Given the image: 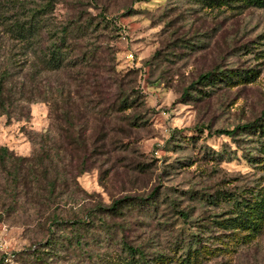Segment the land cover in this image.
Listing matches in <instances>:
<instances>
[{"label":"rangeland","instance_id":"1","mask_svg":"<svg viewBox=\"0 0 264 264\" xmlns=\"http://www.w3.org/2000/svg\"><path fill=\"white\" fill-rule=\"evenodd\" d=\"M50 4L49 20L55 27L70 21L89 26L85 33L69 30L67 41L73 47L68 58L84 53L90 60L89 66L69 63L55 73L44 70L41 82L61 87L70 81L73 92L91 89L79 79L82 68L101 83L104 106L126 93L134 99L133 108H109L112 113L98 120L91 108L98 94L75 96L77 104L89 100L86 136L94 155L76 181L65 176L64 187L59 180L53 199L69 217L73 211L81 215L157 189L153 203L158 210L152 208L150 215L96 212V221L99 216L107 221V227L96 223L105 230L96 229L81 249L60 251L44 263L34 260L28 249L54 234L70 236V229L59 227L53 234L41 229L27 218L28 204L20 200L15 212L0 211V264H92L105 253L123 257L122 239L146 254H171L181 228L194 231L191 225L225 216L227 208L213 194L219 197L228 190L247 195L264 187V171L242 157V149L251 146L250 136L241 134L234 141L213 134L252 122L264 110V8H209L198 0H0V12L10 16ZM48 44L42 32L37 44L41 67V51ZM225 68L256 72L235 84H193L200 74ZM50 122L47 101L31 103L25 119L0 115V145L17 156L34 157L39 135ZM178 212L188 216L181 219ZM202 264H264V231L231 258L218 256Z\"/></svg>","mask_w":264,"mask_h":264},{"label":"trees","instance_id":"2","mask_svg":"<svg viewBox=\"0 0 264 264\" xmlns=\"http://www.w3.org/2000/svg\"><path fill=\"white\" fill-rule=\"evenodd\" d=\"M198 1L209 8H264V0ZM51 4L45 5L44 8L31 9L27 13L21 14L17 11L10 16L0 12V115H5L8 119H25L30 113L31 103L47 101L50 104L51 120L45 133L39 135L40 142L36 151L38 155L34 157L17 156L7 146L0 145V211L15 212L16 205L22 200V203L24 205L27 203L29 207L30 214L27 212V218L41 229L46 228L51 234L54 233V229H60L59 227L70 229V236L54 234L48 236L44 242L34 243L33 249H28L34 260L44 263L45 258L49 262L54 256L58 257L60 251L81 249L83 244L87 245V239L90 235L93 236L96 229L105 230L104 227L96 225L98 222L94 216L96 212L101 215L106 212L114 215L129 213L142 215L146 212L150 215L152 208L154 211L158 210L153 203L157 201V189H153L146 197L124 196L115 199L107 207L98 205L81 215L73 211L69 217L64 216L62 203L53 199L59 180L64 187L65 176L73 182L76 181L77 177L86 171L85 161L94 155L88 148L86 136L89 121L85 109L89 100H82L77 104L75 96L80 98L81 94L86 97L94 92L98 94L91 106L95 109L93 117L98 120L112 113L109 108L111 110L114 107L118 110L133 108L134 99L129 98L130 95L126 93L114 102L108 100L109 104L104 106L105 103L101 100L103 98L101 83L95 82L94 73L88 74L89 72L82 68L77 70L82 74L79 79L91 89L73 92L70 81L60 83L61 87L41 82V72L44 70L55 73L69 63L72 67L79 63H82V67L89 66L90 60L84 53L68 58V53L73 47L67 41L69 30L82 29L85 33L89 26H79L82 22L70 21L55 27L49 20L53 12ZM87 24L92 25V22L89 20ZM42 32L49 38V44L41 51L43 67L38 65L41 58L40 49L37 47ZM255 72L254 69L233 68H225L218 72L211 70L200 74L193 84L199 82L215 84L218 80L225 81L226 84H235L239 79L254 78ZM213 134L226 135L232 137L234 141L238 135L248 134L251 146L246 151L242 149L244 153L242 157L264 171V110L252 122L237 125L232 129H216ZM91 140L92 146L96 147L97 140L92 138ZM79 150L83 153L82 157L78 155ZM223 157L221 156V159ZM243 191L245 192V189ZM248 191L247 195L228 190H221L219 197L213 194L216 201L222 202L227 208L225 216L210 219L209 223L199 222L191 225L194 231H186L180 227L179 239L171 254L166 252L146 254L139 246H132L122 239L123 247H120V250L125 252L123 257L120 253L112 255L105 253L97 256L92 264H202L205 260L218 256L231 258L238 247L253 242L264 231V187L259 191L254 189ZM207 200L210 201L209 198ZM178 215L181 219L188 216L184 212H178ZM97 218L99 224L109 226L103 217Z\"/></svg>","mask_w":264,"mask_h":264}]
</instances>
